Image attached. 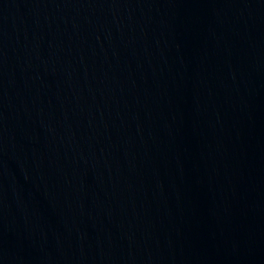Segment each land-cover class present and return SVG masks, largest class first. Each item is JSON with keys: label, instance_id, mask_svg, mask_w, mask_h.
Returning a JSON list of instances; mask_svg holds the SVG:
<instances>
[{"label": "water", "instance_id": "obj_1", "mask_svg": "<svg viewBox=\"0 0 264 264\" xmlns=\"http://www.w3.org/2000/svg\"><path fill=\"white\" fill-rule=\"evenodd\" d=\"M0 264H264V0H0Z\"/></svg>", "mask_w": 264, "mask_h": 264}]
</instances>
